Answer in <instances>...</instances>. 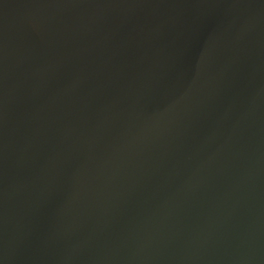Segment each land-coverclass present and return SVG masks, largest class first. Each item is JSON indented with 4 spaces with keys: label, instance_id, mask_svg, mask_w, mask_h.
<instances>
[{
    "label": "water",
    "instance_id": "water-1",
    "mask_svg": "<svg viewBox=\"0 0 264 264\" xmlns=\"http://www.w3.org/2000/svg\"><path fill=\"white\" fill-rule=\"evenodd\" d=\"M0 264H264V0H0Z\"/></svg>",
    "mask_w": 264,
    "mask_h": 264
}]
</instances>
